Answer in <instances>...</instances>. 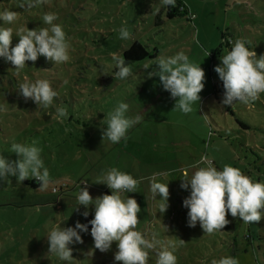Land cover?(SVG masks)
<instances>
[{"label": "rangeland", "instance_id": "obj_1", "mask_svg": "<svg viewBox=\"0 0 264 264\" xmlns=\"http://www.w3.org/2000/svg\"><path fill=\"white\" fill-rule=\"evenodd\" d=\"M181 1L186 13L168 18L163 12L155 25L159 13L155 10L163 9L159 0H43L31 9L20 8V0H0V10L17 12L15 21L2 25L13 29L10 48L19 40L17 29L48 27L41 20L45 12L57 14L54 23L63 25L70 45L66 63L54 64L39 56L17 71L0 58V155L15 161L11 143L35 141L50 178L44 190L18 184L15 177L0 181V264H66L48 252L47 234L54 226L87 223L81 215L84 206H77L79 186L87 187L93 198L111 194L97 181L113 167L140 181L135 193L122 194L134 197L141 208L136 230L148 239L155 234L174 249L177 264H211L224 255L238 258L239 264H264V217L245 224L226 212L229 223L221 231L205 234L199 222L188 226V209L182 202L189 191L180 187L184 173L192 174L195 169L190 166L201 155H207L218 170L230 164L253 181H264V92L249 104L223 105L214 71L227 48L225 37L245 40L257 56L264 54V0ZM121 26L130 31L129 39L119 38ZM134 40L154 57L128 63L131 75L115 79L112 54L123 58V50ZM179 51L205 73L200 100L187 114L174 108L176 98L163 89L159 77L148 75L157 67L156 57ZM36 79H48L57 92L47 109L38 108L18 89L20 83ZM120 101L128 103V117L139 114L143 119L120 142L102 141L107 114ZM56 107L67 108L63 122L55 118ZM152 179L168 182V207L163 213L150 191ZM88 211L91 220L94 206ZM90 228L89 224V231L80 233L82 242L69 245L73 264H122L114 261L116 242L106 252L94 248ZM159 249L157 245L148 250L147 264H156Z\"/></svg>", "mask_w": 264, "mask_h": 264}, {"label": "clouds", "instance_id": "obj_2", "mask_svg": "<svg viewBox=\"0 0 264 264\" xmlns=\"http://www.w3.org/2000/svg\"><path fill=\"white\" fill-rule=\"evenodd\" d=\"M43 0H20V8L31 9L40 5ZM165 8L175 7L176 0H159ZM157 8L155 11L159 12ZM17 18V12L4 8L0 10V58L11 62L14 69L19 71L26 66V61H36L39 56L54 64L66 63L70 59V45L66 38L63 25L54 23L58 20L54 12H45L42 23L48 27L39 30L19 28L15 36L18 42L10 48L14 36L11 27L2 26L11 24ZM119 38L127 40L130 31L121 26ZM231 49L223 48L219 57L221 63L214 67L218 78L223 84V105L232 106L236 102L249 104L258 99L264 92V54L257 56L255 51L246 46V41L225 37ZM223 42V41H222ZM209 53H207L208 56ZM115 79L125 80L131 75V68L123 58L112 54ZM157 67L148 75L158 76L164 90L175 99L174 108L187 114L193 111V104L200 100L199 93L204 88V70L200 64H194L189 57L179 51L171 56H158L154 60ZM145 69L150 66L145 65ZM20 94L31 98L38 108H49L53 105L57 92L48 79H36L34 82L25 81L19 84ZM129 105L124 101L118 102L115 108L107 114V125L102 131V141L113 144L126 138L128 130L139 123L143 117L137 114L134 117L126 115ZM56 119L63 122L68 118L66 107L55 108ZM10 152L17 155L15 161H9L0 155V181H8L15 177L17 183L26 179H35L38 188L46 189L50 184L49 170L44 165L41 149L33 141L30 144L13 142ZM204 164V167L197 165ZM190 167L195 170L190 176L185 172L180 187L188 190L189 195L184 198L183 206L187 211V224L195 227L197 222L205 234L211 235L229 223L226 212L232 217H239L245 224L259 222L264 217V181H253L251 177L230 164L223 165L218 170L207 155H201L199 161ZM97 183L105 184L111 189V194L93 198L87 187H80L76 196L77 206H84L81 213L88 217V208L94 206L93 218L87 223L76 222L74 227H53L47 234L48 252L54 254L60 261L73 264L72 249L69 245L82 242L81 232L89 231L93 238L94 248L101 252L108 251L113 242H116L118 251L114 253V261L122 264H147L148 250L157 248L156 264H177L174 249L163 245L153 234L151 239L136 230L137 214L141 211L136 199L131 196H122L123 193H135L140 181L130 173L117 168H110ZM150 191L154 199L159 201L158 211L163 213L168 207V182L162 183L155 179L150 182ZM159 195V199H157ZM76 206V207H77ZM75 207V208H76ZM183 242V241H182ZM211 264H239L238 258L224 255L213 259Z\"/></svg>", "mask_w": 264, "mask_h": 264}, {"label": "trees", "instance_id": "obj_3", "mask_svg": "<svg viewBox=\"0 0 264 264\" xmlns=\"http://www.w3.org/2000/svg\"><path fill=\"white\" fill-rule=\"evenodd\" d=\"M5 1V0H1ZM165 13L166 17L172 18L176 14H183L187 12V8L185 7L184 3L181 0H176V6L175 7H169V8H164L159 11L158 14L155 15L154 17V24L158 25L161 22V14ZM191 15V13H189ZM224 47H227L229 50L231 49V45L228 44L227 40L224 38ZM155 53H151L149 50L146 49V46L141 44L139 41L134 40L132 43L123 50L122 56L125 62L128 64L133 61H138L142 60L144 58H152L154 57ZM220 87L222 88L221 90L224 92L223 89V84L222 81L220 80ZM7 91V90H5ZM3 92V91H2ZM0 92V93H2ZM42 108V107H41ZM230 114L233 115V112L230 110ZM236 121L244 128H248V125L245 123L241 122L240 120L236 119ZM24 184L29 185L31 188L36 189L38 188L39 184L35 179H26L23 181ZM90 219V216L84 217V220L88 221Z\"/></svg>", "mask_w": 264, "mask_h": 264}, {"label": "crops", "instance_id": "obj_4", "mask_svg": "<svg viewBox=\"0 0 264 264\" xmlns=\"http://www.w3.org/2000/svg\"><path fill=\"white\" fill-rule=\"evenodd\" d=\"M89 220H90V219H89ZM89 220H88V221H89Z\"/></svg>", "mask_w": 264, "mask_h": 264}, {"label": "built area", "instance_id": "obj_5", "mask_svg": "<svg viewBox=\"0 0 264 264\" xmlns=\"http://www.w3.org/2000/svg\"><path fill=\"white\" fill-rule=\"evenodd\" d=\"M192 16V15H191Z\"/></svg>", "mask_w": 264, "mask_h": 264}]
</instances>
